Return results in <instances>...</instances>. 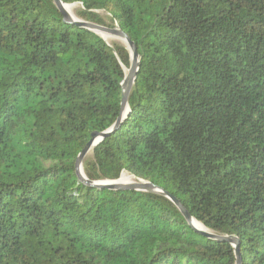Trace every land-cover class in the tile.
Wrapping results in <instances>:
<instances>
[{"label":"trees","instance_id":"16d2710c","mask_svg":"<svg viewBox=\"0 0 264 264\" xmlns=\"http://www.w3.org/2000/svg\"><path fill=\"white\" fill-rule=\"evenodd\" d=\"M61 1L140 57L129 113L84 160L87 178L152 183L238 238L242 264H264V0ZM130 66L125 45L53 0H0V264H236L165 195L79 180Z\"/></svg>","mask_w":264,"mask_h":264},{"label":"water","instance_id":"95a60500","mask_svg":"<svg viewBox=\"0 0 264 264\" xmlns=\"http://www.w3.org/2000/svg\"><path fill=\"white\" fill-rule=\"evenodd\" d=\"M55 6L58 8V10L62 13L64 20L69 23H73L80 28L87 29L91 32H94L98 36H100L105 42L106 39L104 35L110 36L112 38H118L124 42V45L129 50L131 54V66L128 70V73H124L125 77L124 80L121 83L122 86V101H121V114L120 117L117 119L116 123L106 132L104 133H93L90 142L87 144V146L84 148V150L80 153V155L77 158L76 162V173L80 181L85 183L87 186L92 188H100V189H109V190H116V191H122V190H131V191H138V192H155L159 194L165 195L168 199L172 201V203L179 209L180 213L183 215L187 223L190 227L199 235L202 237H205L210 240H214L217 242H224L229 243L235 248V254H236V264H242V258L240 255V241L238 238L233 236H221L214 234L210 230H208L203 224L198 222L196 219H194L190 213L182 206V204L173 196H170L168 193L164 192L162 189L158 188L152 183L149 182H143L142 183H134V184H120L118 181H100V182H92L90 181L83 169V162L87 158L88 154L93 151V149L101 143L106 137L110 136L111 134L115 133V131L118 129V127L121 125L122 121L127 117L129 113V96L131 94V91L133 89V86L137 80V76L140 69V57L137 52V48L135 44L130 40L127 34H125L122 30L119 28H108L105 26H101L94 23H89L80 20L79 18L72 15L70 12L66 10V7L73 6L64 4L61 0H53ZM107 43V42H106ZM108 44V43H107ZM194 221L201 224L204 228L198 229L194 225Z\"/></svg>","mask_w":264,"mask_h":264},{"label":"bare ground","instance_id":"6f19581e","mask_svg":"<svg viewBox=\"0 0 264 264\" xmlns=\"http://www.w3.org/2000/svg\"><path fill=\"white\" fill-rule=\"evenodd\" d=\"M75 9H76V4L73 5V6H68V7H66V10H67L68 12H70L72 15H74V11H75ZM74 16H75V15H74ZM104 37H105V39H106V42L109 43V44L111 45L110 42H112L113 38L110 37V36H107V35H104ZM113 43H114V42H113ZM115 43H116V42H115ZM116 44H117V43H116ZM125 72L128 73V69H125ZM129 175H130V174H129ZM118 182H119L120 184H126V185H127V184L134 183V180H133L131 177H129L128 174H127V175H126V174H123ZM138 182H139V181H138ZM194 225H195L196 228H198V229H203V228H204L201 224L197 223L196 221H194Z\"/></svg>","mask_w":264,"mask_h":264},{"label":"rangeland","instance_id":"374dc122","mask_svg":"<svg viewBox=\"0 0 264 264\" xmlns=\"http://www.w3.org/2000/svg\"><path fill=\"white\" fill-rule=\"evenodd\" d=\"M80 8H81V5H80V4H76V9H75V11H74V15H75V17H77L76 12H77V10H79ZM98 14H100L101 17H102V18H103L108 24L110 23V19H109V17L107 16L106 13H104V12H98ZM115 28H118V27H115ZM111 29H114V28H111ZM113 42H114V43L116 42V43H118V44L124 45V42H123L122 40L118 39V38H113L112 42H110L111 45L114 44ZM108 44H109V43H108ZM109 45H110V44H109ZM91 153H92V151L88 154L87 158L90 157ZM124 174L127 175V173H124ZM128 176L131 177V178L134 180V183H135V184H136V183H142L140 180L134 178L133 176H131V175H129V174H128ZM138 181H139V182H138ZM143 182H144V181H143ZM134 183H131V185L134 184Z\"/></svg>","mask_w":264,"mask_h":264}]
</instances>
